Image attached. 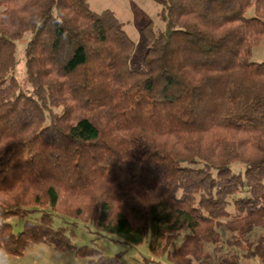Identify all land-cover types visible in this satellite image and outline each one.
Instances as JSON below:
<instances>
[{"label":"trees","instance_id":"1","mask_svg":"<svg viewBox=\"0 0 264 264\" xmlns=\"http://www.w3.org/2000/svg\"><path fill=\"white\" fill-rule=\"evenodd\" d=\"M154 1L165 27L141 25L136 44L113 11L87 0H0L9 255L74 248L68 227L53 226L61 215L146 241L169 264H264V61L250 59L264 0ZM26 33L21 83L16 41ZM75 252L118 264L94 246Z\"/></svg>","mask_w":264,"mask_h":264},{"label":"rangeland","instance_id":"2","mask_svg":"<svg viewBox=\"0 0 264 264\" xmlns=\"http://www.w3.org/2000/svg\"><path fill=\"white\" fill-rule=\"evenodd\" d=\"M87 2L90 8L96 12L104 9L113 11L123 23L127 35L136 44L139 42V28L141 25L152 21L156 29H164L165 27V22L159 17L161 6L154 0H87ZM1 10L2 6L0 5V12ZM251 13L252 9H249L248 14ZM29 36L30 34L26 33L24 37L16 41L17 64L13 74L21 83L25 79L24 47ZM250 59L254 62L264 61V35L258 44L252 48ZM26 86L28 85L24 83V87ZM231 169L234 173H243L244 166L240 162H233ZM245 195L247 193L243 191L236 196ZM228 210H232L231 203L228 205ZM9 221L15 232L22 229V219L12 217ZM63 225L67 226L69 232H71L74 248L58 250L44 243L31 244L22 255H9L11 264H86L87 258L78 256L75 252L76 248L83 245L94 246L104 255L118 256V264H156V262L169 264L165 258L151 254L146 241L140 245H130L113 235L98 230L90 222H84L79 218L72 219L68 216L55 215L53 226L57 228ZM144 257H148V260ZM242 264H256V262L243 260Z\"/></svg>","mask_w":264,"mask_h":264},{"label":"clouds","instance_id":"3","mask_svg":"<svg viewBox=\"0 0 264 264\" xmlns=\"http://www.w3.org/2000/svg\"><path fill=\"white\" fill-rule=\"evenodd\" d=\"M0 264H11L6 248L0 247Z\"/></svg>","mask_w":264,"mask_h":264}]
</instances>
